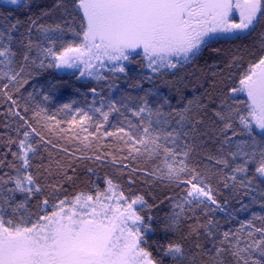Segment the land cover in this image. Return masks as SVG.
<instances>
[{"label":"snow or ice","instance_id":"snow-or-ice-1","mask_svg":"<svg viewBox=\"0 0 264 264\" xmlns=\"http://www.w3.org/2000/svg\"><path fill=\"white\" fill-rule=\"evenodd\" d=\"M7 4L32 6L31 0ZM55 11L62 12L59 22H42ZM22 25L7 17L0 24V96L15 106L8 111L24 128L21 139L9 141L17 144V151L9 152L19 167L6 165V154L0 159V170L11 169L0 172V264H163L146 247L157 230L151 210L159 205L150 204L145 193L125 195L106 176L105 190L96 187L95 195L80 192L50 203L46 187L56 196L74 175L59 162L55 183L42 185L33 175L39 144L52 141L21 113L14 92L50 69L94 86L76 89L83 106L71 100L57 108L68 118L62 121L42 106L56 97L61 84L52 79L33 85L28 99L39 96L42 102L32 111L37 123L85 149L95 141L93 155L76 158H110L130 173V185L143 176L152 185L180 190L165 197L169 211L158 219L164 239L155 246L162 257L174 264H264V0H54L28 17L24 31ZM253 33L258 41L244 45ZM237 41L231 58L220 60L223 67L213 63L199 75L179 74L205 51L219 58L226 54L224 44ZM137 49L141 67L153 75L141 74L134 82L128 64L136 62ZM244 54L252 58L247 67L241 63ZM169 73L173 80L157 84L156 77ZM122 78L140 93L119 91ZM141 80L152 86L144 89ZM162 86L169 95L161 93ZM240 94L246 101L238 99ZM23 111L28 112L27 105ZM109 138L121 155L103 151ZM137 160L151 167H133ZM221 186L228 193L223 201ZM39 197L44 198L33 212ZM257 205L261 212L253 210ZM241 213L250 215L240 219ZM183 225L188 247L167 239Z\"/></svg>","mask_w":264,"mask_h":264},{"label":"trees","instance_id":"trees-1","mask_svg":"<svg viewBox=\"0 0 264 264\" xmlns=\"http://www.w3.org/2000/svg\"><path fill=\"white\" fill-rule=\"evenodd\" d=\"M54 3V0H31V7H18L15 5H8L6 2L0 0V24L4 22V19L7 17L10 20L20 19L23 22V25L20 31H24L27 27V21L29 16H37L40 14L42 9L50 8ZM62 12L55 11L52 16L45 17L44 21L46 23L59 22ZM76 21L74 22V27L79 30L78 25L80 23V15L79 13H75ZM14 35H17L14 33ZM71 34L68 39H71ZM258 41L257 33H253L252 37L243 41L244 45H254ZM241 42L237 41L235 44H224L223 47L227 50L226 54L221 57H217L216 54L211 51H205L204 54L197 60L196 65L188 66L184 69L179 70V74L183 75L185 73L195 71L197 75L200 74V70L203 69L205 72L208 71V65L217 63L219 67H223V64H220V60H224L227 62L231 56L235 53V49L237 44ZM221 45H214V47H219ZM243 54V53H242ZM135 63L128 64L129 75L134 77L135 80H139L141 74L143 75H153L148 69L142 68V64L144 63L142 59V52L133 53ZM252 58L244 54V59L241 62L243 67H247L249 60ZM237 75L239 72L237 71ZM55 79L61 84L60 90L57 92L56 97L42 104L43 107L48 109V113L50 115L55 114L57 119L66 120L68 119L62 113L57 114V108L63 104L70 102L71 100H76L78 104L83 106L84 97L76 92V89H80L81 92L86 91L87 88L94 86L93 83H83L80 80H77L75 76L70 74H65L63 72H59L55 69H50L48 72L44 73V75L38 77L35 80L30 81L29 84L25 85L24 88L20 89L19 92H14V98L17 99L19 109L23 115L33 124V126L37 127L38 131H41L43 135L47 139L52 141L51 145L45 146L44 144H39V152L37 156L32 160V173L34 176L38 178V181L42 185H50L56 182L59 178V168L57 167V162H59L60 168L67 170L69 175H74V181L72 183H64L63 190L53 196L52 189L50 187H46L45 195L48 197L50 203L55 200L56 197L64 198L65 196L72 197L77 193H91L95 195V188L99 187L101 191L105 190L106 185L104 183V177H110L114 182L118 183L121 189L124 191L125 195L132 194H140L145 193L146 199H148L150 204H158V207H154L151 210V214L154 217H157L153 221V227L157 230L154 233H150L148 237V244L146 245L147 250L152 252L154 258L158 260H163V264H174L172 260L167 257H162L159 253V250L155 246V241L163 240L164 234L159 231L158 219L165 215L169 211L168 202L165 199L166 196L173 195L178 193L179 189H172L170 187H165L160 184L152 185V181L150 178L137 176L135 177L136 183L134 185H130L128 183V177L130 173L127 170L122 169L119 164L111 163L110 158H106L103 162L96 161L94 159H78L76 157L80 156H91L93 155L94 150L97 147V143L95 141L92 142V147L90 149H85L83 145L76 141H68L64 139V134L59 133L58 131L49 132L47 128L43 125L45 122L37 123L36 120L32 117V111L35 108L36 104L42 103L40 97L37 96L35 101H31L28 99V93L33 90V85H44L46 80ZM174 77L169 73L164 77H156L157 84H162L164 80H173ZM119 84V91H130L133 95L140 93V89H132L129 88L127 82L122 78L117 81ZM140 83L144 89L151 87L152 85L147 82L141 80ZM118 92H113L112 95L117 97L119 95ZM160 91L163 95H169V88L166 86H162ZM203 91V89H201ZM105 94H107V89L105 88ZM191 85L189 89L185 91L186 96H191ZM91 95L88 96V102H91ZM238 99L241 101H246V95L240 94ZM173 103H175V96H173ZM27 105L28 112H24L23 108ZM10 107H15L7 101L6 97L0 96V159H5V164L7 165L9 162L15 163L17 167H19V161L14 160L12 153L9 152V148H11L12 152L17 151V144L9 143L10 140H19L22 138L21 133L24 131L23 121H21L18 117L12 116L8 109ZM243 107V106H242ZM114 121V118H113ZM61 127H66V124H61ZM19 129V132L17 131ZM91 131V129H90ZM38 143V138L36 140ZM107 143V147L103 149L105 152L111 151L114 155H121L119 152L115 151L117 147V142L113 138H109ZM53 145L55 147H53ZM67 148L68 152H64L62 149ZM74 154V155H70ZM125 163H130L129 161H125ZM133 167L139 166L142 168H150L151 163L144 162L143 160H137L135 162H131ZM73 169L75 172L73 173ZM89 169H92L93 172L90 173ZM11 172V169L5 167L0 170V172ZM95 173V174H93ZM99 177V179H98ZM215 183V182H214ZM150 185H152L150 187ZM222 195H220L219 199L223 201L225 196L228 195L227 190H224L221 186ZM18 198H20L18 196ZM44 197L37 198L36 201L33 202V212L37 211L36 205H38L39 200H42ZM160 201H164L160 203ZM245 202H247V198H245ZM238 207V205H237ZM256 212H261L259 205L255 206L253 209ZM144 214L143 212L141 213ZM220 217L222 214H217ZM249 213H241L240 219L248 218ZM259 223V222H257ZM229 225H225L227 228ZM238 227V225H235ZM187 233V225H183L179 231L172 234L170 233L167 237L169 240L180 241L185 243V247L189 246V242L185 241L183 238ZM205 243V241H201Z\"/></svg>","mask_w":264,"mask_h":264},{"label":"rangeland","instance_id":"rangeland-1","mask_svg":"<svg viewBox=\"0 0 264 264\" xmlns=\"http://www.w3.org/2000/svg\"><path fill=\"white\" fill-rule=\"evenodd\" d=\"M3 2H6L7 3V0H2ZM233 19H236L238 21V13L234 12L233 13V16H232ZM142 52V50L140 49H137L136 52ZM150 71V70H149ZM60 72V71H59ZM245 95V94H244Z\"/></svg>","mask_w":264,"mask_h":264}]
</instances>
